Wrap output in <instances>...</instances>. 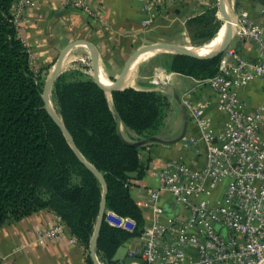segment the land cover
I'll list each match as a JSON object with an SVG mask.
<instances>
[{"label":"trees","instance_id":"obj_1","mask_svg":"<svg viewBox=\"0 0 264 264\" xmlns=\"http://www.w3.org/2000/svg\"><path fill=\"white\" fill-rule=\"evenodd\" d=\"M12 3L0 0V227L48 208L87 249L101 183L76 157L46 112L41 97L44 81L31 68ZM199 17L189 22L191 39V23ZM220 57L200 59L176 53L168 69L203 79L216 74ZM52 93L54 108L80 153L106 181V209L130 216L136 223L129 232L103 219L96 256L102 264H111L118 247L143 231L144 216L129 186L144 171L140 151L157 140L148 131L160 124L162 101L154 91L127 87L113 91L110 104L93 79L64 84L59 77ZM86 261L93 264L89 253Z\"/></svg>","mask_w":264,"mask_h":264},{"label":"built area","instance_id":"obj_2","mask_svg":"<svg viewBox=\"0 0 264 264\" xmlns=\"http://www.w3.org/2000/svg\"><path fill=\"white\" fill-rule=\"evenodd\" d=\"M32 3L18 0L17 10ZM60 3L65 8L91 12L84 0ZM155 3L146 0L144 25L151 22ZM235 24L234 33L251 43L258 57L248 61L238 52L225 50L216 74L198 80L197 86H207L216 98L222 117L220 131L213 127L209 104L188 98L195 87L183 93L182 104L196 132L184 136L181 146L199 151L203 145L205 161L197 168L177 157L155 168L159 186L147 191L146 200L152 220L144 224L140 236L134 237L138 245L127 250V256L140 257L143 264H264V98L248 110L238 94V89L251 80L264 79V25L250 19L246 11ZM161 70L154 72L151 82L158 83L160 76L169 78V73ZM163 196L180 206L183 213L165 216L160 203ZM104 220L129 232L136 226L130 216L110 209H105ZM62 233L63 226L57 224L41 236ZM69 241L75 243L77 239L72 235Z\"/></svg>","mask_w":264,"mask_h":264},{"label":"crops","instance_id":"obj_3","mask_svg":"<svg viewBox=\"0 0 264 264\" xmlns=\"http://www.w3.org/2000/svg\"><path fill=\"white\" fill-rule=\"evenodd\" d=\"M84 1L90 7V13L65 8L60 0H33L19 15V36L34 53L43 55L47 60H53L69 42L86 40L98 55L104 77L117 76L135 53L148 44L191 43L189 22L218 3V0H156L155 6L151 8L152 20L144 25L142 20L147 15L144 9L146 0ZM17 2L13 0V13L18 11ZM231 5L237 19L241 12L246 11L250 19L264 25V0H231ZM217 36L203 48L211 47ZM234 37V43L230 45ZM79 46L82 45H76L70 50ZM226 50L238 52L248 61L258 57L251 43L237 33H234ZM229 62L233 64L234 60L230 58ZM134 73L126 80L130 77L133 79ZM169 78L170 82L165 87L148 84L142 88L170 94L175 104L165 115L164 131L154 135L157 140L140 151L144 167L142 176L130 182L129 188L142 210L144 224L152 220V211L146 206L147 191L159 186L155 168L165 160L177 157H182L187 164L197 168L205 161L203 145H199V151L195 148L183 149L181 146L184 136L196 132L182 104L183 93L195 87L188 98L195 103L206 101L214 129L220 131L222 128L216 98L207 86H197L199 79L174 71H169ZM179 86H185L180 93L177 90ZM238 94L248 110L255 108L264 98V79L251 80L238 89ZM160 203L165 216L183 213L181 207L173 204L167 196H163ZM57 224L63 226L62 234L41 236L45 230ZM70 236L72 234L66 224L52 210L42 208L34 211L0 227L1 264H87L88 249L78 240L70 242ZM138 241L137 238H131L123 245L136 247Z\"/></svg>","mask_w":264,"mask_h":264},{"label":"rangeland","instance_id":"obj_4","mask_svg":"<svg viewBox=\"0 0 264 264\" xmlns=\"http://www.w3.org/2000/svg\"><path fill=\"white\" fill-rule=\"evenodd\" d=\"M228 6V12L232 19L236 21L237 17L236 14L233 12L231 0H225ZM26 8V7H25ZM23 11H16L14 14L16 19V24L19 27V21H20V13ZM225 18L222 16L219 4L213 5L210 7V10L208 12H204L199 19L194 20L191 23V31L194 32V36H192V42H187L185 45L192 46V47H198L203 48L204 45L211 42L220 32L222 25L224 26ZM222 31L226 32V29H223ZM211 35V36H210ZM210 36V38H207ZM201 39H207L203 42H200ZM224 39V38H223ZM235 40H232V43L230 45H233ZM26 44V43H25ZM26 46L29 49L30 54V65L32 70L39 74L41 79L43 81L46 80L47 76L52 72L55 62L58 59V55L55 56L53 60H47L43 58V55L34 53L29 46L26 44ZM212 46V45H211ZM211 48V47H207ZM88 48L84 45L76 47V49H72L68 52V55H66L64 60V65L62 67L61 72L56 77L52 84L51 88V100L52 104L55 107V99L52 93V89L54 86L55 81L60 77L61 82L64 84L74 82L76 80H83V79H93L95 80V74L92 68V62L90 58L89 50L87 52ZM176 53L173 52H156L153 53L149 58H146L145 60L141 61L136 68V71L134 73L133 79L130 77L128 81L126 80L125 83L121 86V89L127 88V87H133L137 90H144L143 85H152V86H162L165 87L169 84L170 78L164 79L160 76L161 80L158 83H153L151 80L153 79L154 72L160 73L162 71L161 69L166 70V73H169V65L172 61L173 55ZM223 54V52L221 53ZM106 77L110 81H114L115 77H109L106 75ZM132 79V80H131ZM150 81V82H149ZM187 85V82L185 83ZM183 87L185 86H179L177 87V90L179 93L182 91ZM151 91V90H150ZM155 92V91H154ZM157 93V92H156ZM106 95L108 97V100L111 104V93L106 92ZM157 97L160 98L162 101V118L160 121V124L156 126V128L153 130H149L148 134H154L157 135L159 132L164 131V118L168 110L171 111L172 108H174V103H172V97L170 94H160L157 93ZM123 132L126 133V131L123 129ZM88 249V248H87ZM101 263V262H100Z\"/></svg>","mask_w":264,"mask_h":264},{"label":"water","instance_id":"obj_5","mask_svg":"<svg viewBox=\"0 0 264 264\" xmlns=\"http://www.w3.org/2000/svg\"><path fill=\"white\" fill-rule=\"evenodd\" d=\"M223 2H224V0H218L220 12H222V14H224L226 16V34H225V37H224L223 41L221 42L220 46L216 50L196 53V52H193L191 50L184 48L182 45H179V44H172V43L148 44V45L144 46L143 48L139 49L135 53L133 58L131 60H129L124 65L121 72L115 77L114 81H110L109 85H104L100 79L101 66H100V61H99L98 55H97L96 51L94 50V47L88 41L78 39V40H74L72 42H69L68 44H66L61 49L59 56H58V59L54 64L52 72L47 76L46 80L44 81V84L42 87L41 97L43 99L46 112L52 118V120L57 124V126L60 128L62 134L64 135L67 143L71 147V149H72L73 153L76 155V157L98 178V180L101 183L102 191H101L99 210H98V214H97V219H96L94 231L92 233V236H91V238L89 240V244H88V252H89V255L92 259L93 264H101L100 261L98 260L97 256H96V243H97V238L99 235V231H100L102 221L104 219V213H105V209H106L107 184H106V181H105L103 175L101 174V172L94 165H92L90 162H88L83 157V155L80 153L79 149L77 148V146L73 140L72 135L70 134L69 130L67 129L66 125L64 124V122L62 121V119L60 118V116L58 115V113L56 112V110L52 104L51 95H50L52 84L62 70L65 57H66L68 51L72 47H74L76 45H80V44L86 46L89 50V53H90L92 68H93V71L95 74V82L98 84V86L105 93L106 92L112 93L113 91H117V90L121 89L122 82L124 81V79L128 75L129 71L131 70V67H132L134 61L140 55H142L148 51L162 49V50L171 51L173 53L183 54V55H187V56L195 57V58H200V59L201 58H212V57L219 56L223 51H225L227 49V47H228V45H229V43H230V41L234 35V29L232 27V17L225 13ZM155 139H157V138H155ZM127 250H128V247H126L125 245L119 246L118 249L116 250L113 258H112V262L122 260L123 264H130L132 262H137L139 264L144 263L140 257L127 256Z\"/></svg>","mask_w":264,"mask_h":264},{"label":"bare ground","instance_id":"obj_6","mask_svg":"<svg viewBox=\"0 0 264 264\" xmlns=\"http://www.w3.org/2000/svg\"><path fill=\"white\" fill-rule=\"evenodd\" d=\"M223 6H224V10H225V13L230 15L229 12H228V6H227V3L226 1L224 0L223 2ZM222 14V12H221ZM222 16L225 18L226 20V16L224 14H222ZM232 27L233 29L236 28V24H235V21L232 19ZM223 29H226V21H224V26H223ZM222 30V29H221ZM225 34L226 32L225 31H221V33L217 36V38L214 40L211 48H198V47H192V46H187V45H182L184 48L188 49V50H191L193 52H196V53H201V52H208V51H213V50H216L221 42L223 41V38L225 37ZM164 51H167V50H162V49H158V50H152V51H148L142 55H140L133 63L132 67H131V70L129 71L128 75L126 76V78L124 79V81L122 82V85L125 83L126 79L129 77L130 74H132L135 69L138 67L139 63L143 60H145L146 58H149V56H151L153 53H156V52H164ZM167 52H171V51H167ZM100 79L102 81V83L104 85H109L110 84V80L107 78V77H104L103 74H102V71L100 70Z\"/></svg>","mask_w":264,"mask_h":264}]
</instances>
